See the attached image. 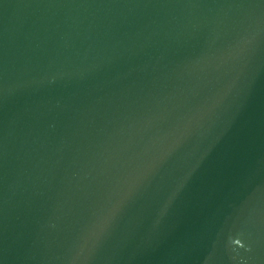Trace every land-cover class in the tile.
Instances as JSON below:
<instances>
[{
	"label": "water",
	"instance_id": "obj_1",
	"mask_svg": "<svg viewBox=\"0 0 264 264\" xmlns=\"http://www.w3.org/2000/svg\"><path fill=\"white\" fill-rule=\"evenodd\" d=\"M0 264H264V0H0Z\"/></svg>",
	"mask_w": 264,
	"mask_h": 264
}]
</instances>
